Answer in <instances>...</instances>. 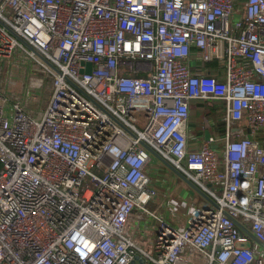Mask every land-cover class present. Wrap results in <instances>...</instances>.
<instances>
[{"label": "built area", "instance_id": "built-area-1", "mask_svg": "<svg viewBox=\"0 0 264 264\" xmlns=\"http://www.w3.org/2000/svg\"><path fill=\"white\" fill-rule=\"evenodd\" d=\"M0 22V70L40 69L12 110L0 85V264H264L234 222L264 243V0H0ZM208 102L225 134L194 146ZM157 168L198 200L184 229L148 208Z\"/></svg>", "mask_w": 264, "mask_h": 264}, {"label": "rangeland", "instance_id": "rangeland-1", "mask_svg": "<svg viewBox=\"0 0 264 264\" xmlns=\"http://www.w3.org/2000/svg\"><path fill=\"white\" fill-rule=\"evenodd\" d=\"M26 55H18L15 54L14 60H11L9 65V79L15 78L17 80V87L13 91V93L8 94L10 99L7 103V108L13 109V102L17 101V97L15 95L21 94V88H27V83L30 76V67L31 71L38 75L40 73V69H38L37 65L32 61L31 59H26ZM2 68L4 71L0 72V83L3 84L5 78H6V65L4 62L1 63ZM11 89H8L10 91ZM33 92L36 94V98L38 99L39 103L38 106H42L45 108L48 104V101L50 100V93H51V82L47 81L43 89H37L33 90ZM23 97V96H21ZM20 97V98H21ZM34 105L37 104V100L32 102ZM212 104H220L219 102H208L207 105L200 109L202 111H199V118H205L206 113L208 115V118H215L216 120V126L219 129L221 120L223 119V115L220 114L221 112L216 111L215 114H212L209 116L208 112H211L210 106ZM195 104L192 103V107ZM207 108V109H206ZM206 109V110H205ZM205 110V111H203ZM192 119V118H191ZM204 125H201L199 130L197 131V134L199 132H202V128ZM220 130V129H219ZM214 134V133H213ZM217 135V134H214ZM261 142L264 143V134L259 138ZM200 145L198 143H194L195 145ZM156 164V163H154ZM2 166L0 162V167ZM153 166V165H152ZM155 168V166H153ZM96 172L95 170H93ZM155 173L153 176V180L155 181V188L158 193V198H155L151 201V203L148 205V208L155 212L158 216L163 217L172 227L177 229H184L187 215L191 212L192 208L194 206L198 205V200L194 199L193 197H190V193L186 194L184 192L181 197H179L182 201V203H179L178 199L174 198V195H178L180 191L182 190V185H180L175 178L172 177L168 172L164 171L163 168H157L154 169ZM173 198V199H172ZM170 204L168 206V200H170ZM152 225L158 226L157 222H152ZM133 230H136V233H138L139 240L142 241L144 238V233H142L139 228L137 227V224L132 223ZM156 230H150L147 233V241L149 243H153L156 240Z\"/></svg>", "mask_w": 264, "mask_h": 264}, {"label": "crops", "instance_id": "crops-1", "mask_svg": "<svg viewBox=\"0 0 264 264\" xmlns=\"http://www.w3.org/2000/svg\"><path fill=\"white\" fill-rule=\"evenodd\" d=\"M10 65V64H9ZM9 65L7 66L6 65V78L3 82V84L0 83V85L4 86V93L5 95L10 99V97L8 96V94L10 93H13V91L15 90V88L17 87V80L15 78H10L9 79ZM4 71L3 69L0 70V72ZM31 67H30V76H31ZM29 76V77H30ZM9 81H14L15 84H9ZM8 89H11L10 91H8ZM21 94H17L15 95L16 97H21V96H25L26 93L30 90V78L28 80V83H27V88H24L22 87L21 89ZM31 94H32V97L30 98L32 101L29 105V107L27 108L28 109V112L35 116L37 115L38 113L44 111L47 106L45 108H43L42 106H38V99L35 98L36 97V94L33 92V89H31ZM37 100V104L34 105L32 102ZM49 102V101H48ZM48 105V104H47ZM224 104L220 103L218 107H215V110L218 109V112H221L220 114L223 115V119L220 121L221 124H224V131H225V123H224V120H225V113H224ZM200 106L199 105H194L192 107V113H191V117H190V121H189V132H190V138L192 139V142L195 143L197 141H200V140H203L205 139V134L206 132H209L210 135L211 134H217L219 137H224V133L221 132V130H219L216 126V120L215 118H211V120L209 119V122L210 123H207V126H203L202 128V132H199V134H197V131L199 130L200 126L201 125H204L206 122H205V118H199V110H200ZM204 109V108H203ZM192 118V119H191ZM220 124V125H221ZM175 180V179H174ZM186 192V194L190 193V191L185 188L183 185H182V190L180 191V193L178 195H174L175 197H181V195ZM191 195V194H190ZM189 195V196H190ZM180 199V198H179ZM171 200V199H170ZM170 200H168V206H169V202Z\"/></svg>", "mask_w": 264, "mask_h": 264}, {"label": "water", "instance_id": "water-1", "mask_svg": "<svg viewBox=\"0 0 264 264\" xmlns=\"http://www.w3.org/2000/svg\"><path fill=\"white\" fill-rule=\"evenodd\" d=\"M0 24L2 26H5L2 22H0ZM18 40L20 42H22L23 44H25L31 51H33L37 57L39 59H41L43 62H45L50 68H52L55 72L60 73L59 70L52 64L50 63L45 57H43L40 53H38L34 48H32L30 45H28L22 38L17 37ZM75 86V85H74ZM80 92H82L77 86H75ZM83 93V92H82ZM90 98V97H89ZM91 100H93L92 98H90ZM95 104L98 105V103H96L94 101ZM122 127H124L122 124H120ZM130 132L131 135H133V133L130 130H127ZM205 139L209 140L210 139V133L206 132L205 134ZM144 146L146 147V149L158 160H160L161 162H163L173 173H175L176 175L179 176V178H181L183 181H185L191 188H193L196 192H198L199 194H201L202 196H204L207 199H210V197L203 193L192 181L188 180L185 175H183L180 171L176 170L173 165H171L168 161H166L165 159H163L155 150H153L150 146H148L147 144H144ZM236 225H238L243 231H245L250 237L251 239L255 242L258 243L259 245H261L262 247H264V243H262L260 240L256 239L251 233L250 231L244 229L237 221H234Z\"/></svg>", "mask_w": 264, "mask_h": 264}, {"label": "trees", "instance_id": "trees-1", "mask_svg": "<svg viewBox=\"0 0 264 264\" xmlns=\"http://www.w3.org/2000/svg\"><path fill=\"white\" fill-rule=\"evenodd\" d=\"M1 1H3V0H1ZM209 67H210L211 69L215 68V67H216V63H211V64H209ZM206 105H207V104H206ZM206 105H205V106H206ZM218 106H219L218 104H212V105L210 106V108H211L212 111H211V112H208L209 116L212 115V114H215V113H216V111H217L218 109L215 110V107H218ZM206 109H207V108H206ZM206 109H205V110H206ZM205 110H203V111H205ZM199 111H202V110H199ZM205 116H206V117H205V122H206V123L204 124V126H207V123H210V122H209V119H210V118H208L207 113H206ZM207 127H208V126H207ZM219 129L221 130L222 133H224V132H225V131H224V124H221Z\"/></svg>", "mask_w": 264, "mask_h": 264}]
</instances>
